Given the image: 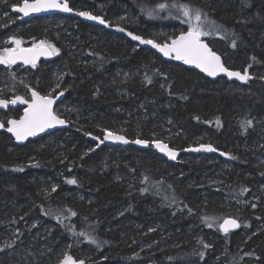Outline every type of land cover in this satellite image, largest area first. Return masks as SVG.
<instances>
[{
	"label": "trees",
	"instance_id": "16d2710c",
	"mask_svg": "<svg viewBox=\"0 0 264 264\" xmlns=\"http://www.w3.org/2000/svg\"><path fill=\"white\" fill-rule=\"evenodd\" d=\"M7 1L4 11L24 0ZM67 2L102 16L114 30L61 16L14 26L0 19V37L16 33L59 49L29 76L4 68L0 98L28 99L30 89L44 94L54 89L52 70L59 69L63 77L52 94L61 90L65 97L54 111L69 124L25 145L0 133V264H58L64 250L85 264H264V0ZM173 3L200 8L222 25L227 39L202 38L226 67L247 69L249 79L209 81L128 35L162 44L186 32ZM61 19L68 24L59 26ZM71 47L77 54L69 55ZM21 113L7 110L0 120ZM245 120L252 126L242 128ZM105 130L177 150L211 144L227 155H182L169 163L151 148L97 147ZM251 196L255 208L233 200ZM226 218L240 227L222 232ZM5 232L12 236L6 244Z\"/></svg>",
	"mask_w": 264,
	"mask_h": 264
},
{
	"label": "snow or ice",
	"instance_id": "6c2138e0",
	"mask_svg": "<svg viewBox=\"0 0 264 264\" xmlns=\"http://www.w3.org/2000/svg\"><path fill=\"white\" fill-rule=\"evenodd\" d=\"M169 7L166 4L158 5L159 9H165ZM171 7L177 8L183 16L182 23H186L188 25V30L186 32H181L179 36L172 39L171 44L160 45L153 40H145L140 36L133 35L132 33H128L129 36L132 37L133 40L139 41L141 44H150L153 48H156L160 52H162L165 56H169L174 53V58L176 60L183 61L184 64L194 65L196 68H199L202 72L207 73L209 76H216L218 73H224L229 78L235 77L238 80L246 81L249 79L248 70H244V74L242 75L238 71H230L228 67L224 65L221 60V56L218 55L215 51H213L207 43H205L201 38L207 37L211 35H220L221 39H227V35H221L223 29L222 25L216 24L214 20H210L208 14L204 12L200 8H194L190 4L182 3L175 4L173 3ZM60 9L66 12L72 11V9L68 6L67 0L61 3L60 0H32L30 3L29 0H24L23 6L18 7L13 5V10L22 12L25 16H27L30 12H39L47 9ZM80 16L87 17L92 20H98L99 23L105 24V21L98 16H92L88 12H79L77 13ZM152 13L149 12V15ZM179 19L180 17H176ZM120 31H124L123 28L119 29ZM11 42L16 45V48L6 47L3 49V53L0 54V64H5L11 66L16 62L17 59H22L25 64L31 63L33 67L36 66V56L37 55H53L56 54L59 49L48 45L47 51H37V48H41L44 44L42 41L40 45H34L33 48L22 49L19 48L21 43L20 40L10 38ZM231 47H237L236 40L231 41ZM151 82V81H149ZM27 87V85H26ZM59 87V85H57ZM32 91V100L31 102L26 101L23 97L17 96L15 99H3L0 98V107H7L8 104H15L17 101L20 103H28V108L24 110V116L20 118V120H8L6 131L15 136L17 141H23L29 136H34L37 132H42L44 129L52 127L55 124H64L65 121L60 119L53 111L52 105L54 103V99L50 95L41 96L38 92ZM63 95V93H60ZM219 123V122H218ZM252 126L251 120H245L241 123V127L247 129ZM0 128H5L3 122H0ZM90 135V134H89ZM93 139H97L93 137ZM116 140L122 141L124 143H128L123 135H118L112 131L105 130L104 139L100 141L103 143L105 140ZM136 144H146L147 141L137 139L134 141ZM155 146L166 155L169 156L170 159H176V152L168 147L167 144L156 140ZM99 147V144L97 145ZM189 149H186V151ZM191 151H208L215 152L217 149L214 148L211 144L199 145L198 148L190 149ZM221 155H227L226 153L221 152ZM234 158V157H233ZM18 171H22L23 169H17ZM68 184H76L77 181L75 179H70L66 181ZM56 187L52 188V192H55ZM142 191H146L143 189ZM248 191L246 188L242 189V192ZM253 208L256 207L255 204L252 205ZM72 216H75V212H71ZM57 219L60 220L61 217L57 216ZM206 221L210 218L205 217ZM209 227H212V223H208ZM240 225L237 223L235 219L226 218L223 220V223L219 224V229L225 233L229 231L230 228H238ZM80 236H83L89 242L95 244L97 243L94 238L89 236L88 234L81 232ZM11 245H9L10 247ZM204 247L207 248L209 245L204 244ZM204 253L201 252L200 256L203 257ZM247 255H251L250 253ZM58 264H85L84 260H78L70 254L69 251H65L61 259H59Z\"/></svg>",
	"mask_w": 264,
	"mask_h": 264
},
{
	"label": "water",
	"instance_id": "95a60500",
	"mask_svg": "<svg viewBox=\"0 0 264 264\" xmlns=\"http://www.w3.org/2000/svg\"><path fill=\"white\" fill-rule=\"evenodd\" d=\"M29 2L31 3L32 1H29ZM60 2L63 3V2H65V0H60ZM23 3H24V1L18 7H22ZM68 6L70 7L69 3H68ZM79 12H81V11H77V10L72 9V11L66 12V11H63V10H60V9H54L53 8V9L42 10V11H39V12H30L27 16H25L22 12L14 11L13 8H11V13L13 15H15V16H18L20 18V22H26V21H29V20H32V19H35V18L61 16V17L75 18V19L81 20L82 22H85L87 24L103 28V29H105L107 31H113L114 30V28L111 27L109 25V23L102 16H98V17L103 19L105 21V24L99 23L98 20H92V19H89L87 17L80 16V15L77 14ZM88 13H90V12H88ZM90 14L92 16H97V15H94L92 13H90ZM171 41L167 42V43H164V44H160V43H158V44H160V45H165V44L170 45ZM203 41L206 43L205 40H203ZM144 46L147 49L151 50L156 56H158L159 58H161L165 62L176 61L182 67H184V68H186L188 70H192V71L197 72L198 74L202 75L204 78H206L209 81L213 82V81H216L218 79H226V80L231 81V82H245V81L238 80L235 77L229 78L224 73H218L216 76H209L207 73L202 72L199 68H196L194 65L184 64L183 61L176 60L174 58V55H175L174 53L170 54L169 56H165L162 52H160L156 48H153L152 45H150V44H145ZM28 48H30V47H26V48H22V49H28ZM47 49H48L47 46H42L41 48H37V51L38 52L47 51ZM53 60H54V54L53 55H43V54L42 55H37L36 56V66L38 64H40L41 62L49 63V62H52ZM16 66H22V67L27 68V67L32 66V64L31 63L25 64L22 59H17L16 62L14 64H12L11 66H9V67H16ZM229 70L230 71H236V70H231V69H229ZM240 73L242 75L244 74L242 72H240ZM31 90H33V89H31ZM34 91H36V90H34ZM36 92H38V91H36ZM61 93H63V92H61ZM40 95L44 96L42 94H40ZM64 97H65L64 93H63V95H60V93H59L55 97H52L54 99V103L52 105L53 111H54V107L57 106L59 103H61L63 101ZM11 99H15V97L11 98ZM11 99H8V100H11ZM24 100H26V99H24ZM31 100H32V91L29 92V100H26V101L31 102ZM17 108H22V113H21L20 117H18L16 119H11V120H20V118L22 116H24V110L26 108H28V103H20L19 101H17L15 104H8L7 107H0V113L1 112H5L7 110H14V109H17ZM59 118L64 120L65 123L62 124V125L61 124H55L52 127L44 129V131H42V132H37L34 136L27 137L23 141H17L15 136H13L11 133L6 131V128L8 126L7 122H6V124H4L5 128H0V133L8 134L13 139V142H14L15 145H25L29 141L39 140V139H41V138H43V137H45V136H47V135H49V134H51V133H53L55 131L68 129L69 128L68 122L65 119L61 118V117H59ZM0 122H2V121L0 120ZM116 134H118V133H116ZM104 135H105V133L102 135L101 139L96 140L97 145L99 144V147H103V146L124 147V148L134 147V148H136L138 150H147V149L151 148L158 156L164 158L169 163H176L182 155H207V156H220V157L224 156V155L220 154L221 151H219V150H216L215 152H208V151H204V150H201V151H191L190 150V149H193V148H198L199 145L198 146H194V147H188V148H185L183 150H177V149H174V148L170 147L167 143L161 141V142L167 144L170 149H172L173 151L176 152V159H170L168 155H166L164 152H161L155 146V141H147L146 144H136V143H134V141L137 140V139H129L126 136L123 135L125 137V139L128 141V143H124L122 141L111 140V139L105 140L103 143H100V141L104 139ZM118 135H122V134H118ZM144 141H146V140H144ZM204 145H208V144H204ZM186 149H189V150L186 151ZM221 223H223V221ZM235 229H237V228H230L229 231H233Z\"/></svg>",
	"mask_w": 264,
	"mask_h": 264
},
{
	"label": "rangeland",
	"instance_id": "374dc122",
	"mask_svg": "<svg viewBox=\"0 0 264 264\" xmlns=\"http://www.w3.org/2000/svg\"><path fill=\"white\" fill-rule=\"evenodd\" d=\"M29 1H32V0H29ZM0 2H3V3H0V19L4 20V23L7 24V25H9V26L16 25L19 22V17L15 16V15H13L11 13V8H13V5L10 7V9L8 11H4V9H2V6H5V4L9 3V1H7V0H0ZM22 2L16 4V6H19ZM57 24H59V26H63V25L66 26L68 24V22L61 19V20H57ZM13 37L15 39H18V40L21 41V43L19 45V48H26V47L32 48V47H34V45H40L41 42L43 41V40H35V39H31V38H28V39H26V40L23 41L21 38H19V36H17L16 33L11 34L9 36H2V37H0V54L3 53V49L6 48V47L16 48V45L14 43H12L11 42V39H10V38H13ZM201 39H203V38H201ZM145 40H147V39H145ZM43 42H44L43 46H47V47H48V45L53 46L52 43H48L46 41H43ZM135 42H136L137 45H142L137 40H135ZM162 44H164V43H162ZM144 45L145 44H143V46ZM76 51H77V48L71 47L70 48V54L69 55L77 54V53H75ZM58 56H59V52H57L56 54H54V59L57 58ZM77 57H78V60L79 61H82L83 60L82 58H80V56L77 55ZM89 63L91 64L92 61L89 62ZM53 65H54V62L49 64L50 67L53 66ZM4 68L5 69H8V68H11V67H9L8 65H5V64H0V73H3L5 71ZM34 68L35 67H27V68H24L22 66H16L15 69H14V72L18 73L19 76H22L23 75L24 77H26V76H29V75H31L33 73ZM22 69H24V71ZM52 73H53L54 80L56 82V84L54 86V89L57 90L60 87L61 79L63 77V72H61L59 69L54 68L52 70ZM57 85H59V87H57ZM1 88L2 87H0V91H1ZM54 89H53V87L52 88H48V90H46L44 92V94H42V95H44V96L45 95H50L51 97H55L56 95H58L61 92H63L64 95H65V92L64 91H61V90H58V91L55 92V94H52V92H53ZM9 99H11V98H9ZM62 109H63V112L64 113H67L68 110L70 109V107L66 103H64L63 106H62ZM54 113L57 116L65 119V120H66L65 117H68V116H66V114H64V117H63L62 115L57 114L55 111H54ZM76 117H77V120H80L78 118V116H76ZM2 119L5 120L6 122L9 120L6 116L5 117H2ZM6 122L4 124H6ZM167 132H169L168 129H167ZM261 161L264 163V157L261 159ZM263 190H264V187H263ZM259 195H260V193L258 194V196ZM233 200L236 201L235 204H237L238 207H243L245 205H253L257 201V198H256V196H254L252 198H249L248 201H246V200L238 201V200H235V199H233ZM6 230H7V232H11V231H9V229H6ZM1 237H2L1 241L4 244L9 243L11 241V239H12V236L9 235V234H7L6 232L5 233H2L1 234ZM64 252H65V250L62 251V253H64Z\"/></svg>",
	"mask_w": 264,
	"mask_h": 264
},
{
	"label": "flooded vegetation",
	"instance_id": "af4514ba",
	"mask_svg": "<svg viewBox=\"0 0 264 264\" xmlns=\"http://www.w3.org/2000/svg\"><path fill=\"white\" fill-rule=\"evenodd\" d=\"M33 90H35V89H33ZM30 92V91H29ZM24 98V97H23ZM24 99H26V98H24ZM26 100H29V93H28V99H26ZM22 109V108H21ZM1 113H3V112H1Z\"/></svg>",
	"mask_w": 264,
	"mask_h": 264
},
{
	"label": "bare ground",
	"instance_id": "6f19581e",
	"mask_svg": "<svg viewBox=\"0 0 264 264\" xmlns=\"http://www.w3.org/2000/svg\"><path fill=\"white\" fill-rule=\"evenodd\" d=\"M18 17V16H17ZM19 22H20V18H19ZM20 23H23V22H20ZM39 65V64H38ZM31 67H33V66H31ZM228 81V80H227ZM231 82V81H230Z\"/></svg>",
	"mask_w": 264,
	"mask_h": 264
}]
</instances>
